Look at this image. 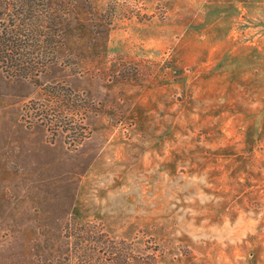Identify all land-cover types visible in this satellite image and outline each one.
<instances>
[{
    "label": "rangeland",
    "instance_id": "obj_1",
    "mask_svg": "<svg viewBox=\"0 0 264 264\" xmlns=\"http://www.w3.org/2000/svg\"><path fill=\"white\" fill-rule=\"evenodd\" d=\"M47 3L52 63L0 67V264H264V0Z\"/></svg>",
    "mask_w": 264,
    "mask_h": 264
},
{
    "label": "trees",
    "instance_id": "obj_2",
    "mask_svg": "<svg viewBox=\"0 0 264 264\" xmlns=\"http://www.w3.org/2000/svg\"><path fill=\"white\" fill-rule=\"evenodd\" d=\"M5 9L0 67L8 74L35 78L52 63L61 44L60 23L47 0H5Z\"/></svg>",
    "mask_w": 264,
    "mask_h": 264
}]
</instances>
